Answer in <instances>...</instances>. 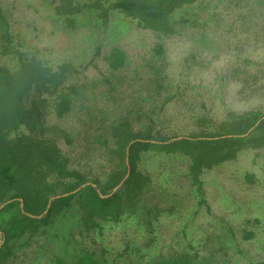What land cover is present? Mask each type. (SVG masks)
Instances as JSON below:
<instances>
[{"label":"trees","instance_id":"1","mask_svg":"<svg viewBox=\"0 0 264 264\" xmlns=\"http://www.w3.org/2000/svg\"><path fill=\"white\" fill-rule=\"evenodd\" d=\"M42 1L51 34L68 40L59 58L14 34L0 5V264H231L259 220L206 237L207 256L191 243L164 252L159 228L191 204L209 211L206 173L249 152L264 160V58L234 46L213 84L258 105L217 120L219 96L191 75L203 62L177 73L163 41L192 35L218 57L232 35L263 42L264 0ZM134 31L157 39L150 58L119 46ZM261 170L244 172L246 189L264 190Z\"/></svg>","mask_w":264,"mask_h":264},{"label":"rangeland","instance_id":"2","mask_svg":"<svg viewBox=\"0 0 264 264\" xmlns=\"http://www.w3.org/2000/svg\"><path fill=\"white\" fill-rule=\"evenodd\" d=\"M0 5L8 12L14 34L25 38L27 44L42 50L47 49V54L52 59L61 56L68 40L62 35L51 34L45 19L51 10L42 0H0ZM230 18L228 16V19ZM126 36L119 46L124 48L132 59L150 58L153 54L152 49L158 42L152 34L146 31H134ZM191 36L165 39L163 44L166 57L174 65L177 73L183 71L185 60L193 55L197 56L198 62H203V67H196L191 75L196 77L197 83L209 86L213 93L219 96L214 100L212 115L220 120L229 109L243 112L256 107L258 101L244 102L237 97V86L230 84L223 89L213 83L217 74L238 52L234 46L243 47L245 50L243 56L247 54L256 59L264 58V40L252 44L247 40L244 41L245 39L241 36L236 39L232 35L230 40L234 44L233 51H222L218 57L209 55L207 51L203 52V45L191 39ZM238 39L242 41L239 44H237ZM97 70H104L102 61L98 62V69L91 68L88 71L89 75L95 76ZM255 158V153L249 152L241 155L236 162L226 163L223 168L206 173L203 181L209 211L205 208L197 209L196 204H191L182 217H163L159 228L160 248L164 252L170 248L183 250L191 243L202 256H207L208 252L204 248L206 237L219 236L226 225L240 232L247 220L257 219L260 224L257 228H252L256 238L250 242L241 243L239 253L231 250L228 254L231 264H252L259 260L263 256L261 246L264 243V190L260 187L248 190L241 182L245 171L253 172L258 177L262 176L261 166L264 160L255 161ZM106 236L108 246L118 250L122 242L121 232L108 230ZM237 236L240 237L241 233H237ZM186 250L190 251L189 248Z\"/></svg>","mask_w":264,"mask_h":264},{"label":"water","instance_id":"3","mask_svg":"<svg viewBox=\"0 0 264 264\" xmlns=\"http://www.w3.org/2000/svg\"><path fill=\"white\" fill-rule=\"evenodd\" d=\"M120 185H122V184H120ZM120 186H118L116 189H118ZM60 196H57V197H55V198H52L51 200H50V204L49 205H51V202L54 200V199H56V198H59ZM7 203H4V204H2L1 206H0V210L6 205Z\"/></svg>","mask_w":264,"mask_h":264}]
</instances>
